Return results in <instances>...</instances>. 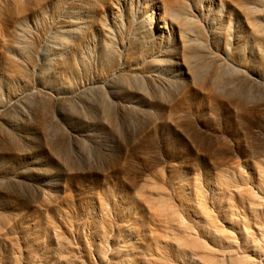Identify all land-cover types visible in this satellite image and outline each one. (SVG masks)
Listing matches in <instances>:
<instances>
[{
    "label": "rangeland",
    "instance_id": "obj_1",
    "mask_svg": "<svg viewBox=\"0 0 264 264\" xmlns=\"http://www.w3.org/2000/svg\"><path fill=\"white\" fill-rule=\"evenodd\" d=\"M254 150L264 0H0V264H177L178 214L264 227Z\"/></svg>",
    "mask_w": 264,
    "mask_h": 264
},
{
    "label": "bare ground",
    "instance_id": "obj_2",
    "mask_svg": "<svg viewBox=\"0 0 264 264\" xmlns=\"http://www.w3.org/2000/svg\"><path fill=\"white\" fill-rule=\"evenodd\" d=\"M164 29H167L164 26ZM52 59V58H51ZM49 63L54 64L49 59ZM11 64V63H10ZM12 69L17 76L27 78L29 70L21 65L19 62L12 60ZM218 70L216 69L215 72ZM217 78V77H216ZM219 78L217 88L224 87V89L213 95V100H236V93H231L226 88V76ZM24 81H28L25 79ZM3 105V104H1ZM7 108V104L3 105ZM206 152L208 158H213L214 164L218 169H223L230 160V154L227 150L220 147L211 148ZM253 154L258 159L257 170L259 180L264 184V151L254 150ZM234 171H240L241 176L245 181L249 180L254 172L247 170L245 167L239 166ZM227 170H222V175L228 174ZM204 189V188H203ZM201 186H198V195L201 201L202 210L209 222H215L216 217L209 207L208 196L205 195ZM207 194V192H206ZM246 196L252 203L254 210L258 211L264 202L257 190L247 189ZM162 215V213H160ZM178 227L174 235L179 245L178 259L175 260L177 264H187V258H191L197 264H264V227H241L236 237V227H197L192 229L188 222L178 214ZM230 228V229H228ZM164 236L166 239H172L171 235ZM162 264H175L170 260V256L166 252V247L162 245Z\"/></svg>",
    "mask_w": 264,
    "mask_h": 264
}]
</instances>
